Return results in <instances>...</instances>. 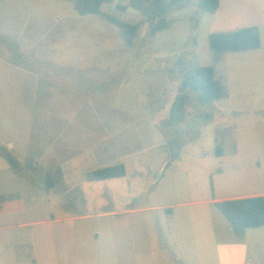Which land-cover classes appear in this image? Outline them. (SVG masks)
<instances>
[{"label":"rangeland","instance_id":"obj_1","mask_svg":"<svg viewBox=\"0 0 264 264\" xmlns=\"http://www.w3.org/2000/svg\"><path fill=\"white\" fill-rule=\"evenodd\" d=\"M180 1L181 7L163 12L150 22L141 10L150 0L102 3L100 8L105 14L129 24L143 23L139 36L127 47L115 25L92 14L79 15L74 0H0V82L7 79L12 86L21 85L25 96V100L10 104L11 110L1 101L0 112L9 111L14 129L22 130L28 123L26 109L31 107L35 139L28 151L34 162L42 164L26 177L32 185H40L43 193L48 192L54 179L47 175L44 157L36 152L38 148L46 152L47 136L36 133L54 128L59 114L66 117L65 125L75 128L78 123L85 128L88 138L76 148L85 156L88 171L116 164L125 168L122 177L87 182L85 195L82 188L72 193L75 197L71 205L80 206L86 215L81 221L54 225L81 223L87 228L91 245L100 239V261L96 262L93 255L88 257L93 261L88 264H135L137 254L140 260L161 264L159 248L143 241L148 239L152 226L167 244L166 264L194 262L187 254L176 258L173 234L164 236L161 230L165 221L167 225L171 222V213L206 209L207 205L196 201L212 198L215 188L218 194L219 186H227L224 177L230 173L221 171L237 167L233 164L242 161L247 170L257 161L264 174V74L258 69L244 71L240 53L226 52L216 65L231 97L201 103L196 92H189L185 120L170 128L161 125L185 75L197 65L213 64L212 44L216 45L218 35L244 25L224 22L218 15L201 11L198 0ZM161 6H168V0H162ZM162 22L167 26L153 34L152 28ZM8 68L22 71L8 74ZM36 80V89L26 87V82ZM247 99L249 105L245 104ZM250 111L256 115L257 135L248 129ZM242 137L256 148L244 147L238 151V160L234 156L235 143ZM71 153L76 156L79 152L77 149ZM2 155L8 154L3 150ZM231 179L235 186L243 184L237 178ZM35 197V202L27 205L42 201L40 193ZM64 201L52 198L44 206L60 216L67 213ZM183 202L190 203L177 206ZM122 208L134 210L129 226H134L142 238V247L136 246L134 251L129 248L128 252L125 249L129 262L126 258L122 262V254L118 261L105 253L109 250L110 227L117 221L119 226H127L126 216L112 215V211ZM27 221L19 218L17 223ZM96 230L101 232L99 236ZM205 257L209 264H217L216 258L208 254Z\"/></svg>","mask_w":264,"mask_h":264},{"label":"crops","instance_id":"obj_2","mask_svg":"<svg viewBox=\"0 0 264 264\" xmlns=\"http://www.w3.org/2000/svg\"><path fill=\"white\" fill-rule=\"evenodd\" d=\"M214 15H218L224 22L244 24L234 29L224 30L225 32L247 27L257 29L261 37L259 48L229 53H240V62L244 71L258 69L261 74H264V46L261 36L264 35V30H261V26L264 27V0H219V7ZM5 71L13 74L15 71L22 70L8 68ZM28 85L36 89L38 81L29 84L26 82V87ZM21 87L17 84L12 86L7 79L0 82V102L6 103L9 110H11L10 104L25 100ZM228 97H231L229 89ZM250 103L249 99L245 102L246 105ZM249 114L250 128L248 129L257 135L259 128L256 115L254 111H250ZM25 116L28 122L26 129L15 130L10 112L7 111L4 114L0 112V264H88L93 262L88 261V257L90 256L91 259L93 255L96 262L100 261L102 252L100 248L103 245L100 239L95 246L91 245L87 240V228L84 224L54 226L81 221L86 215L81 213L80 206L74 208L71 205L70 201L75 197L72 193H78L82 188V193L85 195L87 182H99L87 180L86 158L81 155L80 148H76V146H82L88 138L83 130L85 128L78 123H76L78 127L75 128L65 125L66 117L59 114L55 117L58 120L53 123L54 128L42 133L37 131V135L46 134L48 147L46 152H43L41 148H38L36 152L44 157L43 164H46L48 168L47 175H51L54 179L48 192L43 193L40 185H32L26 177V174H30L31 170L36 171L37 166L42 164L34 162L32 153L28 151L31 150L33 139H35L32 125L34 113L31 107L26 109ZM20 133H22L21 139ZM235 147L234 156L240 160L238 151H242L244 147L247 150H253L256 144L242 137L238 143H235ZM77 149L79 153L74 156L71 151L74 152ZM3 150L7 152V156L2 155ZM48 154L50 157H47ZM9 156L13 163L8 160ZM233 165L237 167L221 171L222 174L227 171L231 175L224 177L227 186H219L218 194L215 188L212 198L196 201L207 205L206 209L190 208L176 215L170 212L169 225L166 224L167 219L162 218L165 221V226L161 229L165 231L164 236L166 233L173 234L171 243L175 247L176 258L187 254L194 260V262L189 261V264H209L205 257L208 254L209 257L216 258L217 264H264V226L248 228L242 236H237L230 222L214 205L216 201L264 195V174L257 161H254L247 170L245 169L246 171L243 169L242 161L241 164L239 162ZM232 177L241 180L243 184L235 186ZM108 180L110 179L101 181ZM57 190L59 192H56ZM37 193L41 194L42 201L31 206L27 205V202H35ZM52 198L65 200L63 208L67 213L55 216L50 206H44L46 202L50 203ZM188 203L190 202L178 203L177 206L182 207ZM133 213L134 210L126 208L112 211L114 217L126 216L127 223V226H119L117 221L116 226L110 227L109 250L105 253L112 254L115 260L119 261L118 255L122 254V262L124 258L128 261L130 257L125 256V249L128 252L129 248L134 251V247H142V238L137 236L134 226H129L132 222L129 216ZM19 218L28 221L17 223ZM95 232L98 236L101 234L99 230ZM147 238L143 241H146L148 246L159 248L161 264H166L169 255L166 251L167 244L160 239L161 232L156 233V229L152 226ZM152 252L156 250L152 249ZM135 258V264H151L148 259L140 260L139 254Z\"/></svg>","mask_w":264,"mask_h":264},{"label":"trees","instance_id":"obj_3","mask_svg":"<svg viewBox=\"0 0 264 264\" xmlns=\"http://www.w3.org/2000/svg\"><path fill=\"white\" fill-rule=\"evenodd\" d=\"M112 0H74V8L79 15L92 14L99 19L109 22L118 28V32L127 47H131L135 38L140 34L142 22L133 24L118 20L113 15L101 11V4ZM162 0H150L144 7L142 14L146 22L152 21L163 12H170L182 6L180 0H168V6H161ZM198 8L203 12L214 14L219 7V0H198ZM167 24L156 25L152 33L166 27ZM213 55V64L210 66L197 65L193 71L185 75L178 86L170 107L169 115L162 120L161 125L170 128L182 123L187 115L189 106V92L197 93V100L201 103H210L228 97V89L222 78L219 77L216 65L226 52H237L260 47V37L254 27L242 28L227 34H219ZM8 160L13 163L9 156ZM125 175L122 164H116L105 168H99L86 173L88 181H101L119 178ZM215 207L226 217L232 225L234 233L242 236L246 229L264 226V195L240 197L214 202Z\"/></svg>","mask_w":264,"mask_h":264}]
</instances>
